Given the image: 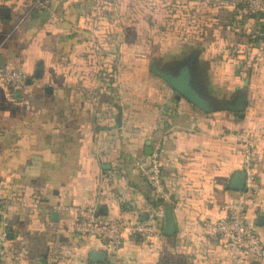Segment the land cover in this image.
<instances>
[{"label":"crops","instance_id":"crops-1","mask_svg":"<svg viewBox=\"0 0 264 264\" xmlns=\"http://www.w3.org/2000/svg\"><path fill=\"white\" fill-rule=\"evenodd\" d=\"M130 1L53 0L56 19L38 12L19 27L24 1L0 6L10 10L9 19L0 15V57L31 79L21 95L0 83V203L9 215L6 225L0 219L8 239L0 264H92L93 251L107 253L103 264H256L203 226L226 218L240 194L230 183L242 172L240 135L249 133L256 189L248 220L264 242V13L251 15L242 0H172L178 10L169 17L188 21L185 41L212 80L211 98L232 101L249 79L243 117L206 114L150 69L131 74L114 61L115 33L93 25L111 17L89 9ZM157 140L173 240L163 235L164 212L151 207L150 185L133 170ZM83 205L103 209L104 220L142 221L154 234L128 237L118 251L81 240L73 226Z\"/></svg>","mask_w":264,"mask_h":264},{"label":"built area","instance_id":"built-area-1","mask_svg":"<svg viewBox=\"0 0 264 264\" xmlns=\"http://www.w3.org/2000/svg\"><path fill=\"white\" fill-rule=\"evenodd\" d=\"M9 0H0V6ZM23 9L18 18L17 27L31 19L38 12L46 13L50 19H56L57 12L53 0H23ZM247 11L251 15L264 13V0H246ZM29 77L22 70L0 69V83L18 94L26 90ZM242 149V172L246 173L245 191L240 192L230 205L227 217L203 226L208 236L218 237L225 245L236 248L249 263L264 264V242L258 234L256 225L248 220L250 205L256 189L254 174V146L249 133L240 135ZM162 142H153L152 153L133 163V170L146 181L155 197L163 202L169 201L168 192L162 177ZM74 233L81 240L94 239L103 243L107 250H120L128 237H151L154 228L142 221L104 220L98 215L95 206H78L75 209ZM0 219L5 223L9 219L4 206L0 203ZM6 225V223H5ZM8 255V239L0 234V260Z\"/></svg>","mask_w":264,"mask_h":264},{"label":"rangeland","instance_id":"rangeland-1","mask_svg":"<svg viewBox=\"0 0 264 264\" xmlns=\"http://www.w3.org/2000/svg\"><path fill=\"white\" fill-rule=\"evenodd\" d=\"M89 10L110 15L108 22L93 21V25L95 28L108 29L110 33H115V38V35L108 36V40L113 42V49L119 50L114 54V61L124 65L125 70L131 74H142V70L149 72L152 61L167 68L175 61L192 54V51H189L192 48L188 47L185 41L191 30L188 21L169 17L172 12L178 10V5L172 0L163 4L160 0H131L125 4L93 5ZM123 44L125 48L128 46L124 56L121 50ZM140 60L144 65H139ZM205 81L206 87L211 89L212 80L210 81L207 73ZM212 100L214 103L226 102Z\"/></svg>","mask_w":264,"mask_h":264},{"label":"water","instance_id":"water-1","mask_svg":"<svg viewBox=\"0 0 264 264\" xmlns=\"http://www.w3.org/2000/svg\"><path fill=\"white\" fill-rule=\"evenodd\" d=\"M0 15L5 18H10V10L8 8L0 7ZM199 52L193 50L191 55L185 59H180L172 63L169 67H160L156 61L151 62L150 71L152 74L164 81L176 94L178 99L184 98L191 103L195 108L203 113L209 114L217 111H228L237 113L240 117L244 116L247 105V93L249 79L245 81L243 89L238 97L232 101L226 102H212L211 90L206 87L205 71H199L197 68ZM5 67V61L0 57V69ZM43 77V66L37 65L34 73V78L39 79ZM31 79L28 80L30 84ZM217 100V99H216ZM122 127V115L119 114L115 128ZM146 150L147 155H151L152 149L150 143ZM246 173L238 172L235 174L230 183V188L237 192L245 191ZM103 209L98 210V215H102ZM146 215L143 220L146 221ZM257 226L264 227V216L258 217ZM176 234V223L173 215L172 207H167L164 210V227L163 235L166 237H174ZM107 253L105 251H93L90 253L89 260L92 264H103L107 260Z\"/></svg>","mask_w":264,"mask_h":264},{"label":"trees","instance_id":"trees-1","mask_svg":"<svg viewBox=\"0 0 264 264\" xmlns=\"http://www.w3.org/2000/svg\"><path fill=\"white\" fill-rule=\"evenodd\" d=\"M243 4L245 5L246 3V0H242ZM246 6V5H245ZM261 38V37H260ZM180 60V59H179ZM153 201L151 202V207L152 208H161L160 212H164L163 209L164 207H166L167 204H165L162 200L156 198V197H153ZM162 214V213H161ZM167 238H170L171 240L174 239V237H167ZM171 253H169L167 256H166V259H169V257H171ZM170 261V260H169Z\"/></svg>","mask_w":264,"mask_h":264}]
</instances>
